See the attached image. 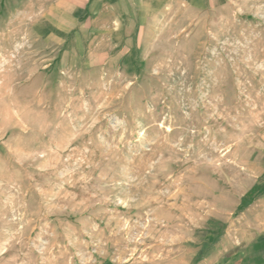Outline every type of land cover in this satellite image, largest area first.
<instances>
[{"label":"rangeland","instance_id":"374dc122","mask_svg":"<svg viewBox=\"0 0 264 264\" xmlns=\"http://www.w3.org/2000/svg\"><path fill=\"white\" fill-rule=\"evenodd\" d=\"M0 264H264V0H0Z\"/></svg>","mask_w":264,"mask_h":264}]
</instances>
